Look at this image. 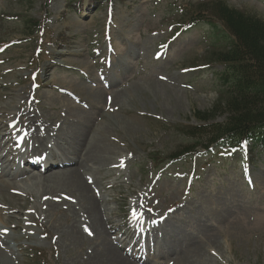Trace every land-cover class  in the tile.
<instances>
[{"label":"rangeland","instance_id":"374dc122","mask_svg":"<svg viewBox=\"0 0 264 264\" xmlns=\"http://www.w3.org/2000/svg\"><path fill=\"white\" fill-rule=\"evenodd\" d=\"M80 1L0 0V120L28 102L27 78L38 65L40 103L25 108L56 124L50 143L81 163L99 200L100 225L56 178L1 177L0 264H264V150L215 149L167 160L186 143L174 126L198 124L194 112L210 110L218 98L211 70L222 67L207 60L213 46L226 44L222 31L214 45L200 22L174 37L189 7L206 0H107L99 8ZM223 1L264 21V0ZM27 19L45 23L42 46L59 65L29 63L40 32L28 36ZM7 124L0 123V134ZM137 209L157 223L149 252L134 251L151 255L141 262L120 246Z\"/></svg>","mask_w":264,"mask_h":264},{"label":"trees","instance_id":"16d2710c","mask_svg":"<svg viewBox=\"0 0 264 264\" xmlns=\"http://www.w3.org/2000/svg\"><path fill=\"white\" fill-rule=\"evenodd\" d=\"M103 1L95 0L99 4ZM184 18L185 23L181 22L185 27L197 21L206 23L213 45L219 41L217 32L222 31L226 44L222 48L215 45L208 53L207 63L222 67L211 70L217 102L210 110L194 112L198 124L174 126L186 143L167 158L204 154L214 146L264 150V21L229 7L223 0H206L189 7ZM27 21L32 22L27 32L32 34L39 22ZM219 114L224 118L216 121ZM152 155V159L158 156Z\"/></svg>","mask_w":264,"mask_h":264},{"label":"bare ground","instance_id":"6f19581e","mask_svg":"<svg viewBox=\"0 0 264 264\" xmlns=\"http://www.w3.org/2000/svg\"><path fill=\"white\" fill-rule=\"evenodd\" d=\"M79 107V106H78ZM13 112H11L10 113V115H9V119H8V124L7 125H5L6 126V133L4 134V135H2L1 137H0V141L2 142L1 144H0V148H3V146H4V143L7 141V142H10L11 143V141H12V143H11V146L13 145V144H17L16 143V141H13V138L14 137H16V138H18V139H24V137L22 136V135H20L19 134V132L15 129V126H13L12 127V122L14 121V119H15V116H14V114H12ZM89 117V116H88ZM48 118V117H47ZM93 122V121H92ZM1 123V122H0ZM85 123V122H84ZM84 123H82V124H84ZM52 124V123H51ZM86 124V123H85ZM4 126V127H5ZM82 126V125H81ZM85 126V125H84ZM83 126V127H84ZM27 127H29V128H33L32 129V137H37L38 135L37 134H39L40 133V131H41V129H42V127L40 126V125H38V123L37 122H33V121H29L28 123H27ZM37 133H36V132ZM52 134V133H51ZM84 134V133H83ZM50 136V135H49ZM83 136V135H82ZM81 136V137H82ZM55 137V136H54ZM86 137V136H85ZM84 137V138H85ZM79 138V137H78ZM3 140V141H2ZM53 141H55V140H53ZM85 143V142H84ZM80 144V143H79ZM86 145V144H85ZM40 147L41 148H43V149H45V144L44 143H40ZM56 148V147H55ZM88 148V147H87ZM87 148H86V150H87ZM91 151H93V153H97V156H96V158H98L101 154V152H98V151H96V149L94 148V149H90V151H89V149L87 150V153H90ZM20 153H22V152H20ZM31 154V152L29 151V152H26V153H22V156L24 157V158H29V159H32V156L30 155ZM72 155V154H71ZM90 154H88V156H89ZM60 158H58L59 159V161H58V163L57 164H55V165H53V164H51V163H49L48 162V160H49V157H48V155H47V161H46V164H47V168H44V169H42V171H39L37 168H35L36 170H34V171H39L38 173H37V175H36V177H38L37 179H39V180H41V181H43V183L44 182H46V181H48V182H51V180L52 179H57V182L56 183H58L59 185H65L66 184V186H68V188L70 187V188H72L75 192H77L78 194L77 195H79V198H80V200L81 201H83V205H82V207L84 208V210H85V212H86V215H87V217L89 218V219H92V222H94V223H92V224H99L100 225V221H99V213H100V211H99V205L97 204V202L99 201L98 199V201L94 198V197H92L91 196V194H90V192H91V189H90V187H91V185L89 184V182H88V180H87V178H86V176L82 173L84 170H82L81 171V168H82V166H81V163H79L78 161H70V160H63L62 159V156H59ZM90 157H92V156H90ZM83 158V157H82ZM89 158V157H88ZM100 158V157H99ZM85 159V158H84ZM94 159H95V157H94ZM83 160V159H82ZM95 160H97V159H95ZM7 158L5 157V155H3V156H1L0 157V164H5V163H7ZM70 161V162H69ZM89 161L91 162V160H86V162H88L89 163ZM85 162V163H86ZM92 163V162H91ZM85 165V164H84ZM86 165H88V164H86ZM18 168V165H16V169ZM7 169L9 170V167H7ZM34 171H31V173H34ZM25 173H23L22 172V174H21V176H23ZM35 175V174H34ZM33 175V176H34ZM9 176H11L10 174H6L4 177L6 178H9ZM32 176V177H33ZM3 177V178H4ZM16 177H18V176H16ZM31 179V178H30ZM35 179V178H34ZM51 179V180H50ZM9 180H11V179H9ZM25 181V180H24ZM53 181H56V180H53ZM2 183H5L6 182V180L5 179H2V181H1ZM26 182V181H25ZM24 182V183H25ZM38 183V182H37ZM48 185V184H47ZM36 186V185H35ZM44 186H46V185H44ZM29 188V187H28ZM92 188V187H91ZM94 189V188H93ZM26 190H27V188H26ZM93 191V190H92ZM95 195V194H94ZM101 200V199H100ZM135 222H137L138 220H139V218L138 217H135ZM91 224V225H92ZM98 226V225H97ZM3 233V232H2ZM0 238H2L1 237V234H0ZM3 240V239H2ZM5 240V239H4ZM0 241H1V239H0ZM2 242V241H1ZM108 242V241H107ZM5 244V243H4ZM3 244V245H4ZM7 244V243H6ZM1 247H2V245H1ZM3 247H5V246H3ZM192 247V246H191ZM6 248V247H5ZM4 249V248H3ZM187 249V248H186ZM192 249H197V246H193L192 247ZM6 250V249H5ZM188 250H189V248H188ZM10 251V250H9ZM4 252V251H3ZM184 252V251H183ZM186 252V251H185ZM10 253V252H9ZM8 253V254H9ZM115 253L114 252H112L111 253V251H108V257H111V256H116V255H114ZM104 256V255H103ZM0 257H1V254H0ZM2 258V257H1ZM105 258V257H104ZM103 261V260H102ZM101 262V261H100ZM115 263V262H114ZM118 264H120L119 262H118ZM122 264H126L125 263V260H123L122 261Z\"/></svg>","mask_w":264,"mask_h":264},{"label":"snow or ice","instance_id":"6c2138e0","mask_svg":"<svg viewBox=\"0 0 264 264\" xmlns=\"http://www.w3.org/2000/svg\"><path fill=\"white\" fill-rule=\"evenodd\" d=\"M121 166H123V163L121 162ZM69 199H71V197H69ZM169 211H171V209L169 210ZM133 215H134V217H136L137 215H139L140 217H142L143 216V213H136L135 211L133 212ZM86 231H88L89 232V235H91L92 233H91V231L89 230V229H85ZM6 231V230H5Z\"/></svg>","mask_w":264,"mask_h":264}]
</instances>
